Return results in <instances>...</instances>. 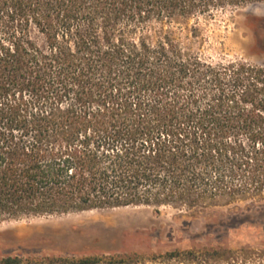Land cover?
<instances>
[{
    "label": "trees",
    "instance_id": "1",
    "mask_svg": "<svg viewBox=\"0 0 264 264\" xmlns=\"http://www.w3.org/2000/svg\"><path fill=\"white\" fill-rule=\"evenodd\" d=\"M257 3L0 0V221L264 195V66L165 30Z\"/></svg>",
    "mask_w": 264,
    "mask_h": 264
},
{
    "label": "rangeland",
    "instance_id": "2",
    "mask_svg": "<svg viewBox=\"0 0 264 264\" xmlns=\"http://www.w3.org/2000/svg\"><path fill=\"white\" fill-rule=\"evenodd\" d=\"M165 30L207 59L264 66V3L179 20ZM189 252L196 259L165 258ZM6 257L24 264H65L64 258L66 264L84 258L97 264H264V195L192 209L133 206L0 221V260Z\"/></svg>",
    "mask_w": 264,
    "mask_h": 264
}]
</instances>
